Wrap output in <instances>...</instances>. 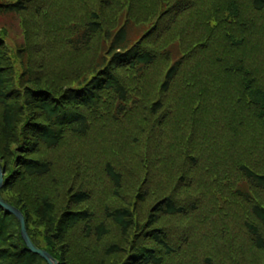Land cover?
<instances>
[{
    "label": "trees",
    "instance_id": "obj_1",
    "mask_svg": "<svg viewBox=\"0 0 264 264\" xmlns=\"http://www.w3.org/2000/svg\"><path fill=\"white\" fill-rule=\"evenodd\" d=\"M119 1L0 0L1 198L58 264H95L92 254L96 264H237L245 252L251 264H264V0H240L242 10L230 0H124L117 12ZM23 12L33 16L30 33L44 36L45 53L43 40L25 31L23 44L8 47L1 20ZM31 51L41 53L38 63ZM110 121L142 125L148 149L155 132L166 186L155 201L142 183L133 196L126 191L124 158L114 147L122 142L114 140L98 172L109 183L105 196L69 185L61 155L71 148L95 154L92 144L105 152L101 133L89 148L86 135ZM180 133H187L180 152L187 167L175 158L165 171ZM216 155L230 164L219 168ZM204 211L212 219L198 224ZM204 224L220 225L217 240L202 238ZM0 264H46L2 208Z\"/></svg>",
    "mask_w": 264,
    "mask_h": 264
},
{
    "label": "rangeland",
    "instance_id": "obj_2",
    "mask_svg": "<svg viewBox=\"0 0 264 264\" xmlns=\"http://www.w3.org/2000/svg\"><path fill=\"white\" fill-rule=\"evenodd\" d=\"M124 0L119 1V3L114 4L113 6L116 7L117 12H119L120 7H121V2H123ZM232 3H235L238 9L242 10V4L240 0H230ZM148 3H150V5L155 4L156 0H151ZM234 14L236 15V13L234 12ZM263 14V12L261 13ZM33 17L32 15L26 14V12L23 13H18L17 15H8L6 18H4L3 20H1V24L5 27L6 29V33L8 35V37L6 38V43L8 45V47L10 49L15 48L17 45L19 44H23V33L25 32H29V34L31 35V38L37 42V41H42L41 43V53H45L47 50V46L44 43V36L41 35H33V32L30 33V31L28 29H31V25L29 23H31L32 21L29 20V18ZM113 19V18H112ZM111 19V20H112ZM109 21H107V24H109ZM202 26V25H201ZM203 29V26L201 28V30ZM46 41V40H45ZM99 42L96 41L93 44V48H95L97 45V43ZM28 52L31 50V47L28 46ZM43 51V52H42ZM41 53L37 52V51H31V61L32 63L34 61H36L37 63L41 60ZM87 58L89 59V57H93V52L91 53H87ZM45 60H43L44 62ZM31 63V62H30ZM155 88V87H154ZM100 111V110H99ZM212 115H210V121H213L215 119V114L212 111L211 112ZM120 120V119H118ZM96 121H100V120H96ZM95 122V121H94ZM94 122L92 123V126L94 124ZM137 123H133V122H125L124 123H112L111 121L108 122L107 124L103 125L100 123V126H106V129L104 130H96L94 132V130L90 129L88 134L85 136L87 138V148L90 147V145L92 144L91 142L93 138L95 137H99V141H100V133L102 134V140L105 143L104 144V149L105 152H102L100 149V144H99V151H96L95 148V144H92V149H95L93 152L95 154H89L86 152L81 151L78 148L77 150H74L71 148V150H67L66 153H64L66 156L61 155L63 157H61L59 160L62 162L61 165L62 167H64L67 172V176L68 178H72L74 182H68L69 185L72 184H76V183H82L85 187H90L93 189V191L96 194H99L100 197H104L105 193H103V189H109V183L107 182V180H103L100 179V182L98 181V172H100V165L101 162L103 160L104 157H106V153L107 150L109 148H111L113 146L112 142L115 143L117 141L122 142L119 144H115L114 147L116 148L115 150V154L116 151L118 150L119 153L122 158V161L120 162V168L121 170H123L122 172L126 173L127 175V179L125 182V186L127 188L126 191H130V195H134L137 190L138 187L142 184H144L148 191H151L152 194V201L156 200L157 198H159V196L164 192L163 189L166 186H162L160 185V181H159V172H160V153L158 154L159 150H158V145H159V140L156 137L155 132H151V134H149L147 138L150 147L148 149L147 143L145 145L146 141H140L142 138V125H136ZM213 127H215L216 125H219V122L217 121V123L214 121L212 122ZM91 126V127H92ZM98 126V125H97ZM181 126V125H180ZM141 128V130H140ZM129 132V133H128ZM181 134V142H179L177 145L179 147V149H177V153L174 154L170 151H167L165 154V160H164V165L163 168L165 171H167L174 163H175V158H179L181 160V163L183 165H185L187 167V161L185 157V154H182L180 152H182L183 149V144L186 143L185 137L187 135V133H180ZM137 138V139H136ZM204 138V137H203ZM202 138V139H203ZM248 138H244V141L246 142ZM114 140V141H111ZM135 140H139V143L142 145L140 150H133L134 146L138 147L137 143H135ZM131 141V142H130ZM157 142V143H156ZM200 143H203L202 141H200ZM199 143V144H200ZM214 146V145H213ZM101 151V152H100ZM79 152V153H78ZM117 154V155H118ZM237 156L240 157H245L244 154H238ZM215 160H217L218 162L217 165L220 167L222 166H226L228 164H230V161L228 158L224 157L223 155H216L214 157ZM104 161V160H103ZM141 161V162H140ZM153 164H157L156 166V170H154L153 172L148 173L149 170H151V167ZM145 166V167H143ZM141 171H143V173H141ZM86 172V173H85ZM182 172V171H180ZM57 174V173H56ZM58 175V174H57ZM54 173H53V178H54ZM149 179V181H148ZM57 181V180H55ZM238 181H235L232 185V187L237 184ZM108 187V188H107ZM226 187H223V189H225ZM91 190V189H90ZM263 197V195H262ZM225 200H227V196L224 197ZM264 198V197H263ZM149 204H151V202ZM147 207H143L140 208L139 211L144 212V214H139L140 217H144L145 214H147V211L149 209L146 210ZM146 211V212H145ZM223 214H227L225 212H223ZM207 213L206 211L203 212L202 216L199 218V222H197L198 224H201L203 219L204 220H211L212 217H206ZM206 217V218H205ZM201 222V223H200ZM228 222L231 223V219H228ZM179 225L183 226L184 222H177ZM240 224V222H238ZM170 225V226H178L176 224H174V222H170V221H166L165 225ZM193 226L196 228V224L192 223ZM186 225H189V223H186ZM38 228L41 229V227H38L35 224H31V232H33V234L35 236L40 235V232L38 231ZM228 228L230 231V234L232 236V238L235 239V241L237 239H240L238 234L236 232L233 231L232 226L229 224ZM201 232L203 233V237L204 239H210V241L212 240H217L218 237L221 235V231H220V225L217 226H208L206 224L201 225L200 226ZM192 231H194V229L192 228ZM113 235L116 237L118 235L117 231L114 229L112 230ZM224 232V230H222V233ZM226 232V231H225ZM111 238H107L105 239L102 243L103 246L101 248H104L105 243H109ZM113 240V239H112ZM209 241V242H210ZM217 242V241H216ZM238 243H234V245L236 246ZM216 245L219 247V245L216 243ZM200 246V256H202V252L204 251V248L206 246L205 245H199ZM221 247V246H220ZM101 248H100V253H101ZM79 251L80 249L77 248L75 252L76 255L74 256V259H78V255H79ZM233 255L240 256L242 253L237 254L238 251H233L232 250ZM222 254H224L222 252ZM94 257V262L96 264L97 262V255L96 254H92ZM253 255V254H252ZM251 255L247 254L246 252L244 253V255L241 257H237V259H240L238 261L237 264H251L255 261H251L250 258ZM255 260H256V255H253ZM202 258V257H201ZM249 259V260H248ZM248 260V261H247Z\"/></svg>",
    "mask_w": 264,
    "mask_h": 264
},
{
    "label": "water",
    "instance_id": "obj_3",
    "mask_svg": "<svg viewBox=\"0 0 264 264\" xmlns=\"http://www.w3.org/2000/svg\"><path fill=\"white\" fill-rule=\"evenodd\" d=\"M3 182V170L0 166V188L2 186ZM0 208H2L6 213L11 214L19 223V233L22 241L24 242L26 248L38 255L40 258H42L46 264H58L57 260L54 259L48 252L45 250L36 247L30 240L27 230L25 227V221L24 217L21 214V212L14 206L8 204L6 201H4L0 196Z\"/></svg>",
    "mask_w": 264,
    "mask_h": 264
}]
</instances>
